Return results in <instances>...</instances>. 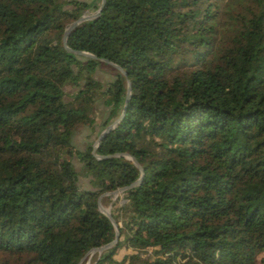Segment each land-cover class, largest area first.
Segmentation results:
<instances>
[{
	"label": "trees",
	"instance_id": "obj_1",
	"mask_svg": "<svg viewBox=\"0 0 264 264\" xmlns=\"http://www.w3.org/2000/svg\"><path fill=\"white\" fill-rule=\"evenodd\" d=\"M91 6L0 0V264H78L111 242L97 200L140 176L117 154L143 176L92 264L264 263V0H105L67 38L96 59L62 41ZM126 79L125 115L96 149L110 157L77 149L98 101L100 132L119 116Z\"/></svg>",
	"mask_w": 264,
	"mask_h": 264
},
{
	"label": "water",
	"instance_id": "obj_2",
	"mask_svg": "<svg viewBox=\"0 0 264 264\" xmlns=\"http://www.w3.org/2000/svg\"><path fill=\"white\" fill-rule=\"evenodd\" d=\"M105 3V0H100V4H99V7L97 8V10L91 14H86V11H84L76 20L70 22L65 30H64V33H63V38H62V41H63V46L66 50L70 51V52H73L75 54H78V55H82V56H86V57H90V58H93V59H96V57L91 54V53H88V52H85V51H75V50H72L70 49L68 46H67V38H68V35L69 33L81 22L83 21H87V20H90V19H93L97 16H99V14L101 13V10L103 8V5ZM101 61H104L108 64H110L111 66H113L114 68H116L117 70H119L122 74L126 75L125 72L121 69L120 66L112 63V62H109L108 60L106 59H101ZM126 82H127V89H126V96H125V100H124V104H123V108L121 110V113L119 114V116L112 122L110 123L109 125H107L97 136L96 140L94 141V144L92 145V155L97 158V159H105V158H108L110 156H103V155H98L96 154V149H97V146L99 144V142L101 141V139L106 135V133L110 132L118 123L119 121L123 118V116L125 115V112H126V106H127V102H128V99L130 97V83L129 81L126 79ZM118 156H121L123 155L124 157H126L127 159H130L134 164L135 166L138 168V170L140 171V176L137 180H135L133 183H131L129 186H125V187H121V188H118V189H115L113 191H108V192H105L103 194H101L97 200V205H98V208L100 210L101 213H103L112 223L114 229H115V237L114 239L107 243V244H104L102 246H99V247H93L91 249H89L85 254L84 256L82 257V259L79 261L78 264H80L84 258L89 255V254H92V253H95L97 252L98 254V258L99 256L101 255L102 252H104L105 250L111 248L114 244H116L117 240H118V237H119V229H118V224L116 223L115 219L112 217V214H111V211H110V208H104L102 205H101V198L102 196H105V195H114V196H117L118 194L122 193L123 191L131 188V187H134L136 185H138L142 179V176H143V169L142 167L138 164V162L133 158V157H130L128 154H117Z\"/></svg>",
	"mask_w": 264,
	"mask_h": 264
},
{
	"label": "rangeland",
	"instance_id": "obj_3",
	"mask_svg": "<svg viewBox=\"0 0 264 264\" xmlns=\"http://www.w3.org/2000/svg\"><path fill=\"white\" fill-rule=\"evenodd\" d=\"M87 1L89 4H92L91 8L85 10L86 11V14H91L93 12H95L100 4V0H85ZM109 68L106 66V65H103L101 67V70L99 73H97V76L100 78H104L106 81L108 80H112V75L109 74ZM67 91L71 92L72 89L70 87H67L66 88ZM106 111L109 112L110 111V106H106ZM107 112H105V107L101 104V101L97 102V104L95 105V108H94V112H93V117L96 119V122H95V127L93 131H91L88 127H84V126H79L77 127L73 133H72V136H71V142L72 144L75 145V147L77 149H84L87 145H88V142H91V144L93 145L94 144V141L96 140L97 136H98V133L100 132L101 130V124L102 122L107 119ZM107 113V114H106ZM113 121L115 120V118L112 119ZM99 122V124H98ZM112 123V122H111ZM72 164H73V167L75 168L76 172H77V175H78V181L79 183L80 182H83V181H86V175H87V172L84 168V166L82 165L81 162H79L78 158L76 157L75 154H73V156L70 158ZM86 184V183H85ZM93 183H91V185L89 186V189H92L93 188ZM120 194H118L117 196H114V195H105V196H102V198H105V197H110L109 200H106V203L105 205H103L101 203V205L104 207V208H110V211H111V208H112V205L114 203V201L118 200V196ZM101 198V199H102ZM126 252H129L131 253L132 251L129 250V249H121L117 255H116V258L119 260L121 258V256L123 254H125ZM98 256L97 252L95 253H92V254H89L87 255L84 260L80 263V264H92L94 259ZM263 255H259L258 256V259H257V263L256 264H264L261 259H262Z\"/></svg>",
	"mask_w": 264,
	"mask_h": 264
}]
</instances>
